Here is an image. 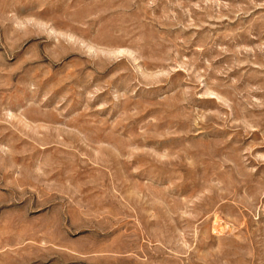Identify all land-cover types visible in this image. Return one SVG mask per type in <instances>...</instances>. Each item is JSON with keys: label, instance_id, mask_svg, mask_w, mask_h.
<instances>
[{"label": "rangeland", "instance_id": "rangeland-1", "mask_svg": "<svg viewBox=\"0 0 264 264\" xmlns=\"http://www.w3.org/2000/svg\"><path fill=\"white\" fill-rule=\"evenodd\" d=\"M0 264H264V0H0Z\"/></svg>", "mask_w": 264, "mask_h": 264}, {"label": "bare ground", "instance_id": "bare-ground-1", "mask_svg": "<svg viewBox=\"0 0 264 264\" xmlns=\"http://www.w3.org/2000/svg\"><path fill=\"white\" fill-rule=\"evenodd\" d=\"M218 231V230H217Z\"/></svg>", "mask_w": 264, "mask_h": 264}]
</instances>
